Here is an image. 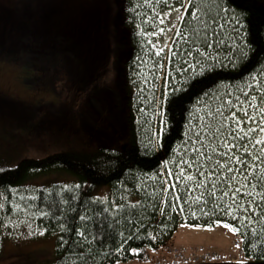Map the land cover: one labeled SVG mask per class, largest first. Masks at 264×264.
I'll return each mask as SVG.
<instances>
[{
	"label": "trees",
	"instance_id": "16d2710c",
	"mask_svg": "<svg viewBox=\"0 0 264 264\" xmlns=\"http://www.w3.org/2000/svg\"><path fill=\"white\" fill-rule=\"evenodd\" d=\"M0 2V62L18 65L25 86L39 90L56 83L62 69L74 91L84 93L82 102L68 104L76 106V140L56 138L42 157L0 155V260L4 240L30 228L31 237L51 236L54 243L45 258L41 249L25 254L37 257L35 264H151L150 252L165 251L180 225L224 223L236 229L242 255L264 263V208L248 217L234 192L225 201L228 193L216 180L204 179L192 194L179 187L175 196L165 195L160 179L151 180L183 140L198 102L209 111L222 107L230 85L264 71V0H188L175 45L183 71L166 98L157 139L130 95L136 68L127 64L126 50L133 58L142 51L140 0ZM192 56L198 68L191 74L184 67ZM34 111L0 94L1 131L16 132L1 118L23 126ZM90 112L100 124L93 125ZM204 117L191 159L213 171L226 152V128L221 118ZM103 185L109 191L100 197Z\"/></svg>",
	"mask_w": 264,
	"mask_h": 264
},
{
	"label": "rangeland",
	"instance_id": "374dc122",
	"mask_svg": "<svg viewBox=\"0 0 264 264\" xmlns=\"http://www.w3.org/2000/svg\"><path fill=\"white\" fill-rule=\"evenodd\" d=\"M140 1L145 10L143 25L137 33L140 40H143L142 51L133 58V54H128L126 50V56H129L127 64L135 65L136 68L134 71L136 78L133 76L136 82V84L133 82L135 91L130 95L135 99L139 118L145 121L147 127L151 129L153 138L157 139L165 126L166 98L178 84L183 71L180 66L181 59L177 62L178 53L175 45L181 33L188 0ZM205 56L204 52L201 57ZM195 58L192 56L187 60L188 65L184 67V70L191 67V74L198 68ZM18 68L16 64L0 62V94L18 101L22 106L27 107L28 111L35 110L34 116L32 122L30 117L32 112L24 116L23 126L18 121L11 123L1 118L4 125H8L9 129H16V132L7 135L6 130L1 131L0 128V137H2L0 155L6 154L11 158L42 157L52 152L54 139L60 138L68 143L78 138L79 134L75 135L73 131L75 125L79 123L74 120L77 116L74 112L76 106L71 108L68 104L72 98L82 102L84 98L81 96L84 93L79 94L74 91L76 84L62 69L58 70V80L56 83L50 82V87H40L41 90L26 87L22 81L23 73ZM102 81L103 78L98 80V82ZM58 94L62 97L63 105L58 101ZM50 101H58V103L49 104ZM197 104L183 140L175 146L173 155L162 162L160 171H156L151 176V180L160 179L163 182V192L171 196L178 194L179 187L181 190L187 189L188 194L196 192V184L204 179L220 181L223 184L222 194L228 193L225 201L228 202L229 193L234 192V199L239 201L243 212L252 214H247L248 217H252L254 209H258L255 211L258 213L260 207L264 208V71L240 84L230 85L222 107H212L209 111V104L207 105L204 100ZM90 113L95 119L97 118V113ZM206 114L208 120L221 118L226 128L224 138L226 152L220 162H215L213 171L203 170L198 159H191L194 156L192 150L197 142L196 136L200 133ZM56 115H60L58 120L55 119ZM98 120L96 119L93 125L100 124ZM29 122H31V130L27 129ZM33 127L39 130L35 131ZM82 130L89 135L93 134L91 131H85L84 128ZM34 132H39L38 136L34 137ZM184 161L188 163L185 164ZM181 169H183L182 174ZM187 176H192L194 179L188 180ZM98 189L96 194L100 197L106 196L109 191L108 185ZM262 214L264 215L263 210ZM225 225L224 223H217L215 226L182 224L174 233L171 243L189 245L188 248L216 250L227 255L224 264H264L254 263L243 256L236 261L239 247L234 245V242L238 237L232 231V227ZM32 234L33 230L31 231L30 228L20 229L13 237H7L3 242L0 264H35L37 257L28 259L25 254L40 249V258L50 256L54 248L53 238L31 237ZM162 253L165 251H151L150 255Z\"/></svg>",
	"mask_w": 264,
	"mask_h": 264
},
{
	"label": "built area",
	"instance_id": "2783aa9c",
	"mask_svg": "<svg viewBox=\"0 0 264 264\" xmlns=\"http://www.w3.org/2000/svg\"><path fill=\"white\" fill-rule=\"evenodd\" d=\"M220 261L223 258L215 250L175 246L169 250L167 256L157 259L154 264H215Z\"/></svg>",
	"mask_w": 264,
	"mask_h": 264
},
{
	"label": "snow or ice",
	"instance_id": "6c2138e0",
	"mask_svg": "<svg viewBox=\"0 0 264 264\" xmlns=\"http://www.w3.org/2000/svg\"><path fill=\"white\" fill-rule=\"evenodd\" d=\"M193 15H195L194 13H193ZM163 21H161V23H162ZM159 54V53H158ZM237 123H239L238 121H237ZM227 146V145H226ZM183 163H185V164H187L188 163V161H184ZM229 171H231V169H229ZM183 173V169H181V174ZM246 179H247V177H245ZM186 179H188V180H192V179H194V177H192V176H187L186 177ZM199 186V185H198ZM237 191H239V189H237ZM81 219H84V217H81ZM226 227H228V225H225ZM232 231H236V229H232Z\"/></svg>",
	"mask_w": 264,
	"mask_h": 264
}]
</instances>
